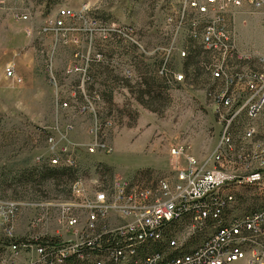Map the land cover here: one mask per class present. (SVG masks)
<instances>
[{"label": "built area", "instance_id": "built-area-1", "mask_svg": "<svg viewBox=\"0 0 264 264\" xmlns=\"http://www.w3.org/2000/svg\"><path fill=\"white\" fill-rule=\"evenodd\" d=\"M176 2L166 17L171 27L167 46L156 48L160 51L156 74L167 83L185 79L168 69L176 35L184 30L186 41L180 57L201 58L197 69L216 84L207 94L217 125L211 150L199 157L187 145L174 144L168 149L172 169L154 178H106L97 165L89 179H84L77 173L74 149L57 147L48 138L53 156L47 165L70 168L75 175L66 196L36 205L38 217L28 228L35 234L52 208L53 223L64 237L17 240L13 218L20 204L0 201L4 242L0 264H264V139L258 125L264 113V53L240 49L231 20L239 10L264 13V0ZM20 3L22 0H0V10L14 22L28 23L29 13L14 7ZM74 15L68 8H57L53 16L42 20L38 34L51 38V46H55L68 30L66 21ZM83 23L86 28L73 29L76 35L90 32L94 24L90 20ZM112 31L121 43L140 49L131 28ZM79 58L84 62L64 73L77 76L78 113L90 118L85 152L107 155L111 152V115L100 117L93 108L100 95L95 90L87 92L93 81L88 65L101 56L89 58L87 51ZM50 67V82L55 84ZM192 71H187L188 76ZM4 72L6 78L14 77L11 66ZM122 75L130 80L131 69L125 68ZM68 101L72 100L58 104L66 108ZM196 236L201 237L199 242L191 243Z\"/></svg>", "mask_w": 264, "mask_h": 264}, {"label": "rangeland", "instance_id": "rangeland-1", "mask_svg": "<svg viewBox=\"0 0 264 264\" xmlns=\"http://www.w3.org/2000/svg\"><path fill=\"white\" fill-rule=\"evenodd\" d=\"M176 1L22 0L14 7L29 13L28 23L14 22L0 10V201L20 204L13 218V235L17 240L64 237L53 223L52 208L49 218L36 226L35 234L28 228L29 222L38 217L36 205L66 196L71 181L64 175L40 178L38 173L53 156L48 150V138L57 147L74 149L77 173L84 179H89L97 165L109 169L105 171L106 178H154L172 169L168 149L174 144L187 145L199 157L211 150L217 125L207 94L216 84L203 73L197 79L188 76L187 71L194 70V66L186 64V57L179 55L185 46L184 30L176 35L168 69L185 75V79L169 83L162 79L163 85H158L163 88L159 103L143 97L146 106L158 108L156 112L135 102L134 94L120 81H114V77L124 79L125 68L132 71L128 84L133 89L144 88L142 78L158 77L160 51L156 48L167 46L171 27L166 17L176 8ZM60 7L75 15L66 21L68 30L51 46V38L38 34V29L42 20L53 16ZM83 20L94 24L91 23L90 32L76 35L73 29L86 28ZM231 20L238 47L263 54L264 13L239 10ZM122 28L133 30L140 49L112 36V30ZM87 51L89 58L101 56L88 65L93 81L92 89L86 91L95 90L100 95V102L93 105L100 117L111 115V152L107 155L85 152L90 118L87 113H78L81 98L75 88L77 76L64 73L68 68L79 67L84 62L79 55ZM49 64L55 84L50 82ZM7 66L12 67L13 78L5 77ZM252 67L257 69L256 64ZM107 92L111 93L110 105L104 99ZM62 100L72 101L64 108L58 104ZM258 125L264 139V113ZM200 239L196 236L190 242L196 244ZM3 243L0 228V250Z\"/></svg>", "mask_w": 264, "mask_h": 264}, {"label": "trees", "instance_id": "trees-1", "mask_svg": "<svg viewBox=\"0 0 264 264\" xmlns=\"http://www.w3.org/2000/svg\"><path fill=\"white\" fill-rule=\"evenodd\" d=\"M186 64L187 63H191L192 66H194V70L192 71V78L197 79V77L200 75L199 70L197 69V62H198V57L196 55H188L186 56ZM159 64V63H158ZM114 81H120L123 84V87L131 94H134V100L135 102H137L138 104L142 105L144 108L152 111V112H156L157 109L156 108H151L150 106H146V103L143 100V97H146L148 100H156L154 102L159 103V101L162 100V98L160 97V92L163 90V88L158 87V85H163V78H158V77H149V78H142L141 80V84L144 85V88H139V89H133L134 86H131L128 84V80L126 79H118L117 77H114ZM163 79V80H162ZM137 87V86H136ZM163 87V86H162ZM111 93L107 92L106 96H105V101L106 103H108L110 105L111 103V99H110ZM111 107V106H110ZM102 171L105 174L109 169L105 168L104 166L102 167ZM40 178L42 180L44 179H56L57 176L59 175H64L66 177H69L71 179V181L74 179V172L72 169L70 168H52L50 166H48L46 164L45 167H43L42 172L38 173ZM70 181V182H71Z\"/></svg>", "mask_w": 264, "mask_h": 264}]
</instances>
